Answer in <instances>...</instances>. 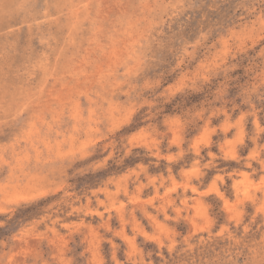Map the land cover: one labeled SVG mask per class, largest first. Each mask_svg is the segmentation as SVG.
Segmentation results:
<instances>
[{
    "label": "rangeland",
    "instance_id": "374dc122",
    "mask_svg": "<svg viewBox=\"0 0 264 264\" xmlns=\"http://www.w3.org/2000/svg\"><path fill=\"white\" fill-rule=\"evenodd\" d=\"M0 264H264V0H0Z\"/></svg>",
    "mask_w": 264,
    "mask_h": 264
}]
</instances>
